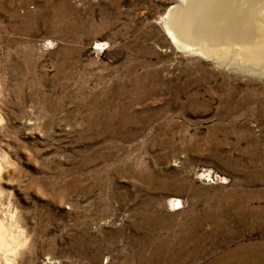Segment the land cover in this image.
Wrapping results in <instances>:
<instances>
[{
    "label": "rangeland",
    "instance_id": "rangeland-1",
    "mask_svg": "<svg viewBox=\"0 0 264 264\" xmlns=\"http://www.w3.org/2000/svg\"><path fill=\"white\" fill-rule=\"evenodd\" d=\"M181 1L0 0V264H264V51Z\"/></svg>",
    "mask_w": 264,
    "mask_h": 264
},
{
    "label": "bare ground",
    "instance_id": "bare-ground-1",
    "mask_svg": "<svg viewBox=\"0 0 264 264\" xmlns=\"http://www.w3.org/2000/svg\"><path fill=\"white\" fill-rule=\"evenodd\" d=\"M181 3L182 6L186 5L180 13L177 16L173 14L175 8L172 7L164 20L167 36L178 47L193 49L192 44L183 39L204 34L213 42L206 43L208 48H198L202 53L208 54L209 46L216 43L229 47L227 44L233 42L234 37L243 40L242 47L245 49L264 51V43L251 44L252 40L264 38V0H182ZM171 15L175 16V21H172L176 22L178 32L172 28L174 25L171 27ZM229 23H233V26ZM1 235L4 236L3 231Z\"/></svg>",
    "mask_w": 264,
    "mask_h": 264
},
{
    "label": "water",
    "instance_id": "water-1",
    "mask_svg": "<svg viewBox=\"0 0 264 264\" xmlns=\"http://www.w3.org/2000/svg\"><path fill=\"white\" fill-rule=\"evenodd\" d=\"M181 8H183L182 3H179L178 6H177V9L180 10Z\"/></svg>",
    "mask_w": 264,
    "mask_h": 264
}]
</instances>
